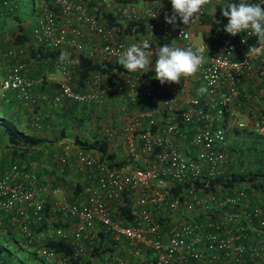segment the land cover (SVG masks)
<instances>
[{
    "label": "built area",
    "instance_id": "1",
    "mask_svg": "<svg viewBox=\"0 0 264 264\" xmlns=\"http://www.w3.org/2000/svg\"><path fill=\"white\" fill-rule=\"evenodd\" d=\"M49 2L50 6L42 3L40 13L35 16L29 29V42L44 49H61L68 45L76 52L86 50L89 47L79 39L84 27L102 39L98 47L102 57L118 60V55L128 47L114 38V27L99 22L81 0ZM247 3L259 4V0ZM170 13L171 6L165 2L137 5L126 0L115 8L117 21L122 26L129 20L144 19L140 42L172 35L187 41L194 50L205 48V60L198 75L207 88L206 95L189 97L187 105L175 118H167L157 126L153 111L158 105V86L143 74L128 79L130 100L134 102L144 97L150 104L142 114L131 118L129 133L124 135L123 148L128 161L108 165L92 155L87 147L74 144L77 166L88 181L82 185L81 199L61 197L54 204L59 218L68 220V225L56 224L36 230L29 227V222L36 227L42 222L44 194L49 190L44 183L36 187L38 175L33 168L36 161L31 160L28 168L12 162L0 169V221L5 218L15 223L23 234L24 243L34 248L38 256L54 264H86L87 261L112 264L108 252L90 256L86 261L83 258L84 239L91 247L101 231L136 257L129 263L118 258L113 264H264V208L258 203L247 204L246 184L250 181L246 178L231 185L224 184L228 177L226 147L230 124L226 118L230 117L236 128L248 126L264 136L263 112L256 111L245 120L234 117L229 107L233 99H238L239 86L250 83L248 79L253 75L259 85L245 87L242 99L264 103V55H250L249 49L240 52L250 37L255 39L253 46L261 45L250 30L236 35L224 30L210 46L206 42L191 43L188 25L180 19L175 25L165 22V15ZM135 27L134 24L130 31L138 32ZM87 51L91 53L90 49ZM13 52L9 48L6 54L12 56ZM239 53L240 57H236ZM59 57L52 59V69L61 75L57 80L53 79L51 70L34 77L25 76L22 73L24 62L13 59L0 80L1 90H12L16 98L26 100L33 86L54 81L57 87L51 96L54 103L62 98L99 101L104 89L95 85L98 74L92 73L85 81L93 88L73 89L75 76L69 62L72 60L68 57L61 62ZM213 74L218 79L209 85L206 77ZM110 87L117 92L123 90L120 83ZM105 134L110 135V130H105ZM183 141H187L189 149ZM70 147L71 142H64L61 152L54 156L60 171ZM217 176L222 180H213ZM125 194L130 199V218L118 216V206L123 203ZM50 238L69 241L72 256L46 245ZM142 253L145 259L140 258ZM69 257H72L71 262Z\"/></svg>",
    "mask_w": 264,
    "mask_h": 264
},
{
    "label": "crops",
    "instance_id": "2",
    "mask_svg": "<svg viewBox=\"0 0 264 264\" xmlns=\"http://www.w3.org/2000/svg\"><path fill=\"white\" fill-rule=\"evenodd\" d=\"M81 1L86 5L87 10L91 13H94L97 17V20L103 23L105 26H107L106 24L107 16H103L100 10H102L103 12L109 10L114 16L116 22H118L117 15L115 14V8L121 1L119 2L116 0H104V2L101 0H81ZM219 1L222 0H211L209 4L204 5L203 10L208 11L210 14L213 4ZM161 2L163 3V1L161 0H153L150 2L146 0H139L135 3L137 5H143V4L156 5ZM102 3L104 4L101 5ZM165 3H168L171 6V13L169 16L173 15L171 0H166ZM178 19H180L179 16H177L176 21ZM120 26L122 25L120 24ZM188 28L191 32L190 35L191 43L196 44L206 41V37L208 35V23L203 20L201 14H199L198 20H193L190 23V25H188ZM82 30H83V34L81 37H79V39L82 42H85V45L89 48L81 51L87 56L91 57L96 62L111 59L108 57H102L98 52L99 43L102 39L93 33H89L84 29V27ZM141 30H143V26L142 29H140V31ZM140 31L133 33L131 31L124 32V30L122 29L121 30L114 29V38L117 41L123 43L124 45L130 46L133 43H141L140 35H139ZM149 42L151 43V46L155 47V49H157L159 46H163L166 44H170L171 46L181 47V48L191 47V45L187 41L172 35L168 37L151 38ZM9 48H12L14 51L13 53L16 54L17 56L19 55L17 52H22L21 49L22 46L16 45V46H11ZM88 49L91 50V53H88L87 51ZM60 50L61 53L62 52L66 53L71 60H72V55L74 53H77L71 46L68 45H64ZM15 58L18 57L14 56V59ZM10 63H12V61ZM26 64L27 63L24 62V68L22 69V73L25 76L34 77L45 71V69H43L42 66L37 62L34 63L35 66L33 67H32L33 64L29 66H26ZM7 66L5 67V69L7 68ZM72 67H73V63H72ZM149 68L153 70L152 74L141 71L129 72L125 68L120 71L112 70L108 73H100L99 71H94L89 73L88 77L92 73L98 74V79L96 80L95 85L97 87H102L104 90L102 92L101 99L99 101H94V102L92 101L93 103L92 106L90 107L93 108L88 112L90 113V115L85 117L82 116L83 121L80 124H75V125L72 123L73 121L71 122V120L75 118L76 115L75 112H79L81 108L77 106H73L71 104L72 100L67 98H62L58 103H54L51 99V96L57 91V87L54 81H45L43 84L40 85L36 84L35 86H33L30 90L29 97L26 100H21L16 98L12 90L2 91L1 96L3 98L0 101V105L1 107H3L4 110H7L14 117L15 121L18 124V127L24 130L25 132H32L37 136L43 137V142L41 143L42 145L40 147L41 155L40 158L37 160L33 158V160L36 161V165H33V168L35 170V173L38 175L36 187L41 186V184L43 183L49 186V190L46 191L44 194L46 198L45 203L47 204V209L44 211L45 212L44 219H46L45 220L46 222H50L52 219L54 220V215H55L56 217L55 220H60L62 225H68L69 223L68 220L63 221L62 219L59 218L57 211L54 209L55 202L61 197L63 198L65 197L68 200H79L83 197L80 191L82 190V185H84L88 181V179L82 176V173L79 167L77 166L76 158L73 153V147L74 144H76L74 142V136L76 134L80 135L81 137H86L88 135L91 136L92 134H94L96 123H99V135H103L104 138H106V140L108 141L109 148L114 150L115 152V158L118 159L125 157V159H127L128 155L124 152L125 150L123 148V140H124V135L126 133H129V130L127 131V128L132 123L131 118L136 114L137 115L142 114L143 111H145L150 106V104L147 102L146 98L144 97H139L138 100L135 102L130 100L128 79H130L135 75L143 74L147 76L148 80L154 82L158 86L157 88L158 105L153 111V115L155 117L157 126L162 125V123L167 118H175L176 113L181 108H184L187 105V101L189 97L194 95H199L201 98H203L206 95V92L205 93L199 92V89L203 85L201 83L198 72L191 76L181 77L179 83L165 82L164 84H161L159 80L155 78L154 65H150ZM49 70H51L50 72L53 78H56V80L59 77H61L60 73L58 77L55 76L54 71H52V69ZM4 73L5 70L3 72V75ZM75 79L76 78L74 77L73 85L76 84ZM87 79H85V81ZM85 81L82 83V86L80 88H77L78 90L83 91L93 88V85H91V83H85ZM248 81L250 83L246 84V86L240 85L239 89L244 90L245 87L246 88L250 86L255 87L256 85H259L258 84L259 80L254 75L253 77H251V79H248ZM113 83L122 84L123 90L120 92L113 90L110 87ZM235 101H239V103L242 102L243 105L238 106V103H235ZM79 103H85L86 109H88L90 108L88 106L91 104V101H79L78 104ZM69 106H70V111L66 109ZM262 106L263 105L259 104L258 100L256 99H237V100L233 99L229 105L232 113L240 111L241 113L246 114V116L249 117L252 114H254L256 111H261L264 113V109L262 108ZM97 112H98V116H97L98 118L95 117L97 115ZM82 114L83 113L80 112V114L77 117L81 116ZM63 119H65L64 130L61 129L62 126L61 121ZM89 119L91 120L87 121V125H86L85 121ZM107 129L110 130V135L105 134V130ZM246 129H248L250 133L244 132L245 137H242L243 138L242 140L244 142L241 141L242 143L241 145L243 146L244 144L246 145V147L243 149L244 152L240 158V160L243 161V157L245 153L246 158L243 161V166H242L243 169L252 168L255 162L254 155L256 154H254L252 150L249 149V145L252 141H255V146L257 148L259 147L260 152L259 151L258 152L259 154H261V160L264 162V156H262L264 154V136L253 132L249 128ZM227 141L230 142L229 140ZM64 142H71V147L67 154V161L62 166V170L60 171V165L58 164V161L55 160L54 156L58 152H61L62 144ZM182 144L185 146L186 149L187 148L189 149L187 141H183ZM87 148L92 155L99 157V151H97L96 148L94 147H87ZM255 152H257V150ZM30 161L31 160H29V162ZM29 162L27 164H29ZM75 182H77L80 186L78 191L73 190V184ZM252 186L253 185H250L248 183L246 184V189ZM254 187L263 188L264 182L262 183V186H258V187L254 186ZM255 190L250 195L247 193V204L258 203L264 208V203L258 202L256 200L257 194ZM31 223L32 222H29L28 224ZM100 232L96 234L95 242L96 240H98ZM6 236L9 237V234ZM116 241L117 240L112 239L110 235H106L104 239L105 244L112 247L111 251H107L109 262L113 264L114 261H116V259L123 258L126 262L129 263L131 262V260L136 258L135 256L130 255L126 249L120 247L118 242ZM84 243L86 245L85 254H88V250L90 249L88 245V241L84 239ZM30 249H32L31 246ZM140 258L145 259L146 258L145 254L142 253ZM88 263L91 264L90 262L87 261L86 264Z\"/></svg>",
    "mask_w": 264,
    "mask_h": 264
},
{
    "label": "trees",
    "instance_id": "3",
    "mask_svg": "<svg viewBox=\"0 0 264 264\" xmlns=\"http://www.w3.org/2000/svg\"><path fill=\"white\" fill-rule=\"evenodd\" d=\"M26 1L27 0H0V80L3 76L5 67L11 61H13L14 56H16V54L14 53L13 56H9L6 54V51L11 46H24L23 48L25 49L26 53L24 60L30 63L37 62L45 70L52 69V59L61 55L60 49H44L33 44L32 41L29 42L30 36L28 30L30 29V27L27 26L26 23L28 22V20H30L31 17L40 13L42 9V3L50 6L49 0H28V10L26 9ZM116 1L119 2L126 0ZM130 1L137 2L139 0ZM146 1L150 2L153 0ZM161 1L165 2L166 0ZM249 1L252 0H245V2ZM240 2L241 0H222L213 4L210 14L208 11L203 10L204 12L201 13V16L203 17V20L208 23V35L205 41L208 46L213 45L217 42L218 37L224 31V27L228 21V18L222 15L221 8L227 6L230 3L238 4ZM259 4L264 6V0H259ZM100 12L103 16H107V26L114 27V29L117 30L122 29L124 30V32H130V28L134 26V24L136 25L135 29L140 31L144 23V19L139 21L129 20L122 27L118 22H116L114 16L109 10L105 12L100 10ZM254 44V37H250L247 43L241 46L240 52L242 53L245 50L250 49ZM241 53L236 55V57H240ZM77 59L79 62L73 63V71L76 78V84L72 85L73 89L80 88L82 86V83L85 81V79H87L89 73L91 72L99 71L100 73H108L112 70L120 71L124 69V67L118 63V60L107 59L96 62L91 57L84 54L82 51H78L77 53H74L72 55V61H75ZM150 60V65H155L156 56L153 55ZM147 72L152 74L153 70L151 68H148ZM244 92L245 89H241L239 91L238 99H242L244 97ZM1 93L2 90L0 88V101L3 98L1 96ZM78 102L79 101L72 100L71 104L73 106L81 108L80 112H82L83 114L79 117H77L78 115H75V119L78 121V124H80L83 121V117L90 115V113L88 112L92 110L93 107L90 106H92V103L94 101H91V104L88 106L90 108L88 109H86L85 103L78 104ZM235 103H238V106L243 105V103H239V101H235ZM66 109L70 111V106ZM224 114L225 116H227L226 112H224ZM95 117L98 118L97 115ZM226 120L229 121L230 117L226 118ZM61 124V129L64 130L65 119L61 121ZM239 131L250 133L249 130L246 129V127L234 128L235 133ZM42 142L43 137L37 136L32 132H25L24 130L19 128L14 117L7 110H4L0 105V169L6 167L12 162L17 163L19 166L28 168L29 164L27 163L29 162V160H33V158L37 160L40 158V147L42 145ZM74 142L77 145L96 148L97 151H99V158L106 161L108 165H120L128 161V159H125V157L118 159L115 158V152L114 150L109 148L106 138H104L103 135H99V123H96L94 134H92L91 136L88 135L86 137H81L80 135L76 134L74 136ZM242 146L243 145L240 144L234 143L233 145L231 142H227L226 152L228 154V159L226 171L228 177L226 178L227 180L225 179L226 181L224 182V184L231 185L236 181L238 182L246 178V180L250 181V185L256 187L262 186V183L264 182V162L261 160V154H259L260 149L259 147L257 148L255 146V141H252L250 143L249 149L252 150L254 154H256L254 155L255 162L252 168L243 169V161H241L240 158L244 152L243 149L246 147V145L244 144V146ZM256 150L257 152H259H255ZM262 156H264V154ZM213 180L221 181L222 178L221 176H217ZM79 188V184L75 182L73 184V190L78 191ZM123 200V203L118 206V216L121 215L126 218H130V214L128 212V204L130 200L126 194L123 196ZM46 209L47 204L45 203L44 211ZM45 220L46 219L43 218L42 222L37 227L32 223L29 224V227L32 230H36L40 228H48L61 223L60 220H51L50 222H46ZM8 234L9 237L6 236ZM22 235L23 234L15 225V223H9L5 218L0 221V262H2L3 264H28L14 254V248H23L22 243H24V237ZM105 237L106 235L101 234L100 232L98 240H96V242L91 245L90 249L88 250V254H83V258L85 261L90 256H101L102 253L112 250L111 246L105 244ZM46 245L54 248L56 251H60L63 254L72 256V244L64 238L47 239ZM25 250L30 264H54L52 261L38 256L34 248L30 249V247H27L25 248ZM14 258L20 261V263H16L14 261ZM69 261H72V257L69 259Z\"/></svg>",
    "mask_w": 264,
    "mask_h": 264
},
{
    "label": "clouds",
    "instance_id": "4",
    "mask_svg": "<svg viewBox=\"0 0 264 264\" xmlns=\"http://www.w3.org/2000/svg\"><path fill=\"white\" fill-rule=\"evenodd\" d=\"M211 0H171L173 15H165V22L175 25L177 16L185 25H190L193 20L199 19L202 7L209 4ZM222 15L228 18L224 30L232 35L250 30L258 37L261 46H253L249 49L250 55H264V6L258 3H230L221 8ZM155 16V15H154ZM202 38V37H201ZM208 50V49H207ZM205 48L193 47L181 48L170 44L159 46L154 51L151 43L147 40L141 43H133L118 55V63L129 72H147L150 66V58L155 55V78L161 84L165 82L179 83L181 77H187L197 73L204 63ZM61 62L68 59L66 53L62 52L59 57ZM70 63H78L69 61ZM209 85L215 84L218 77L213 74L206 77ZM200 93L207 92L206 87L199 89Z\"/></svg>",
    "mask_w": 264,
    "mask_h": 264
},
{
    "label": "rangeland",
    "instance_id": "5",
    "mask_svg": "<svg viewBox=\"0 0 264 264\" xmlns=\"http://www.w3.org/2000/svg\"><path fill=\"white\" fill-rule=\"evenodd\" d=\"M104 2V1H103ZM106 3V2H105ZM135 3V2H134ZM26 9L28 10V6H29V2H28V0L26 1ZM104 3H102L101 5H103ZM136 4V3H135ZM100 5V4H99ZM34 18H35V16H33V17H31L30 18V20H28V22L26 23V25L27 26H29L30 27V25L33 23V20H34ZM7 29H8V27H7ZM28 32H29V30H28ZM22 47H24V46H22ZM24 50V51H23ZM19 55L17 56L16 55V57H18V58H20V60H22V61H24V62H26L27 64H26V66H29V65H31V64H33L32 65V67L33 66H35L34 65V63H28V61H25L24 60V57L26 56V53H25V49L24 48H22V52H17ZM52 71H54V74H55V76H58L59 77V73L57 72V71H55V70H53L52 69ZM54 79V78H53ZM259 104H261V105H263L262 106V108L264 109V103H260L259 102ZM237 107V106H236ZM238 108V107H237ZM75 114H76V116L77 115H79L80 114V111L79 112H75ZM97 116H98V112H97ZM233 116L234 117H242L243 119H245L246 120V118H247V116H246V114H243V113H241L240 111H237V112H234L233 113ZM92 118V117H91ZM91 119H89V120H86L85 121V123H86V125H87V121H90ZM73 121V122H72ZM71 122L75 125V124H78V121L75 119V118H73L72 120H71ZM229 129H228V132H229V134H227V138H229L228 140L234 145V143H236V144H242L241 143V141L242 142H244L242 139V137H245L244 136V132L245 131H239V132H234V126H233V123H232V121L231 120H229ZM248 127V126H247ZM246 127V128H247ZM248 130V129H247ZM246 134V133H245ZM250 135V134H249ZM231 138V139H230ZM228 142V141H227ZM229 142V143H230ZM245 153H244V157H243V161L245 160ZM256 189V190H255ZM255 190V192H256V194H257V201L258 202H261V203H264V187L263 188H255L254 186H252V187H250V188H248L247 189V193L250 195V194H252L253 193V191ZM52 215V214H51ZM55 215H54V220H55ZM53 220V219H52ZM22 249H19L18 247H16V248H14V254H15V256H17L18 258H20L21 260H24L26 263H28V264H30V261H29V259L27 258V254H26V250H25V248H27V247H29V245H26L25 243H22ZM14 261L16 262V263H20V261H18L16 258H14Z\"/></svg>",
    "mask_w": 264,
    "mask_h": 264
}]
</instances>
